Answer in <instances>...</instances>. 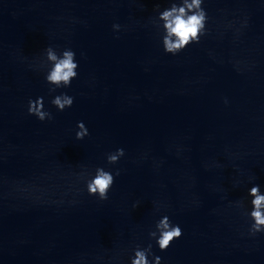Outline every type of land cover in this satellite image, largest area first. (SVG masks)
Instances as JSON below:
<instances>
[{"label":"clouds","instance_id":"obj_1","mask_svg":"<svg viewBox=\"0 0 264 264\" xmlns=\"http://www.w3.org/2000/svg\"><path fill=\"white\" fill-rule=\"evenodd\" d=\"M205 0H170V6L159 9L156 7L157 15L152 19V24L162 31L161 42L166 54L173 56L182 52L192 44H199L201 37L208 33V13L203 7ZM247 25V19L242 26ZM113 30L119 31L121 26L113 24ZM239 31V30H237ZM31 66V65H30ZM39 68L44 70V79L49 88V93H54L58 88L70 87L71 82L78 76L76 53L70 48L57 52L53 46H48L43 50V58L39 62ZM50 103L58 110L64 111L74 103V97L66 93L55 95ZM227 103V101H225ZM28 114L35 116L41 122L51 120L52 113L45 110L44 97H37L35 100L28 101ZM76 139L82 140L89 135V131L84 122H77ZM125 155L123 148H118L115 152L107 154L109 165L117 164L121 157ZM119 175V170L116 171ZM79 178L84 181L86 191L89 196L97 197L100 201L109 198L115 177L111 171L104 167H97L94 174L84 170L79 173ZM247 196L250 197V211L245 208L243 199L237 200L236 206L244 210V214L251 221L248 229L250 236L264 233V193L261 192L259 185H253L248 190ZM139 206V202L133 205ZM183 232L179 225H174L170 218L165 215L155 224V230L149 232V238L154 239L160 251H166L172 242L182 236ZM134 255L131 256L130 264H161V257L154 256L153 261L149 260L152 256V244L146 247L137 245L133 249Z\"/></svg>","mask_w":264,"mask_h":264}]
</instances>
